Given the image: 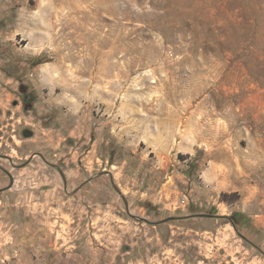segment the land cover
I'll return each instance as SVG.
<instances>
[{
	"label": "rangeland",
	"instance_id": "obj_1",
	"mask_svg": "<svg viewBox=\"0 0 264 264\" xmlns=\"http://www.w3.org/2000/svg\"><path fill=\"white\" fill-rule=\"evenodd\" d=\"M1 263L264 264V0H0Z\"/></svg>",
	"mask_w": 264,
	"mask_h": 264
},
{
	"label": "water",
	"instance_id": "obj_2",
	"mask_svg": "<svg viewBox=\"0 0 264 264\" xmlns=\"http://www.w3.org/2000/svg\"><path fill=\"white\" fill-rule=\"evenodd\" d=\"M43 159H44V157H43V155H41V154H39ZM10 161H11V159H10ZM12 162V161H11ZM65 187H66V184H65Z\"/></svg>",
	"mask_w": 264,
	"mask_h": 264
},
{
	"label": "built area",
	"instance_id": "obj_3",
	"mask_svg": "<svg viewBox=\"0 0 264 264\" xmlns=\"http://www.w3.org/2000/svg\"><path fill=\"white\" fill-rule=\"evenodd\" d=\"M1 264H3V263H1Z\"/></svg>",
	"mask_w": 264,
	"mask_h": 264
}]
</instances>
